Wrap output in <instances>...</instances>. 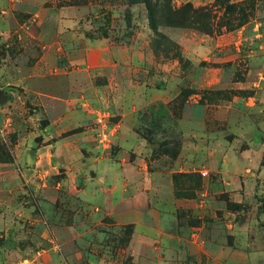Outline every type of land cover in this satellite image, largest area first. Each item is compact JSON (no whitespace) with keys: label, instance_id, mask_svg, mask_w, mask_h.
<instances>
[{"label":"rangeland","instance_id":"obj_1","mask_svg":"<svg viewBox=\"0 0 264 264\" xmlns=\"http://www.w3.org/2000/svg\"><path fill=\"white\" fill-rule=\"evenodd\" d=\"M0 0V264H264V0Z\"/></svg>","mask_w":264,"mask_h":264},{"label":"trees","instance_id":"obj_2","mask_svg":"<svg viewBox=\"0 0 264 264\" xmlns=\"http://www.w3.org/2000/svg\"><path fill=\"white\" fill-rule=\"evenodd\" d=\"M126 4L144 3L149 26L156 35H160V26L182 27L193 23H210L214 14L207 7H194L190 3L175 6L172 0H123ZM264 213V197L259 200Z\"/></svg>","mask_w":264,"mask_h":264},{"label":"water","instance_id":"obj_3","mask_svg":"<svg viewBox=\"0 0 264 264\" xmlns=\"http://www.w3.org/2000/svg\"><path fill=\"white\" fill-rule=\"evenodd\" d=\"M0 93H1V91H0Z\"/></svg>","mask_w":264,"mask_h":264}]
</instances>
